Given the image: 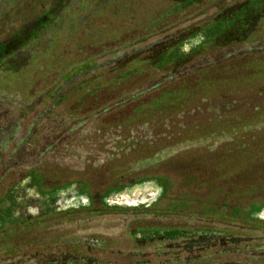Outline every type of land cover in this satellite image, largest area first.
Returning <instances> with one entry per match:
<instances>
[{"label": "trees", "instance_id": "trees-1", "mask_svg": "<svg viewBox=\"0 0 264 264\" xmlns=\"http://www.w3.org/2000/svg\"><path fill=\"white\" fill-rule=\"evenodd\" d=\"M78 2L81 14L73 1L57 13L43 3L0 40V227L24 216L47 222L30 203L75 200L88 209L36 232L90 219L117 222L105 229L113 237L137 213L194 218L221 225L197 238L186 226L149 227L142 241L130 231L131 250L155 248L129 253L153 254L156 264H264V221L255 217L264 209V0ZM164 162L186 190L170 199L160 179L168 207L115 206L106 211L128 214L98 218V197L141 183ZM0 252L7 264L86 263L77 246L36 240Z\"/></svg>", "mask_w": 264, "mask_h": 264}, {"label": "rangeland", "instance_id": "rangeland-1", "mask_svg": "<svg viewBox=\"0 0 264 264\" xmlns=\"http://www.w3.org/2000/svg\"><path fill=\"white\" fill-rule=\"evenodd\" d=\"M71 1L76 2L74 7H77L79 10V2L78 0H21L20 4L18 7L14 10V7L16 6L15 4L18 3V0H0V40L3 41H9L10 33H12L14 30L18 29L21 25H23L28 19L32 20L36 14L39 13L40 7L43 5V3H52L56 10L55 12H59L60 10H63L67 4H69ZM151 1H158V0H151ZM13 9V12L11 10ZM80 13V10H79ZM81 14V13H80ZM128 16H121L120 18H124ZM11 18V20H9ZM28 18V19H27ZM31 18V19H30ZM27 22H30V21ZM42 43L39 42V47H41ZM89 45V44H87ZM82 49L90 50L91 47H83ZM88 52V51H87ZM6 84H9L8 81H3ZM181 159V158H180ZM182 161L183 158L181 159ZM181 162V161H180ZM173 162H164V163H159L156 165H153L150 169H147L146 173H148L146 178H154L157 179V181H164L166 180L169 182V187L167 192L165 193L166 197L171 196L170 199H173L175 196L182 195L181 192L186 191L185 190V185L181 183V180H178L176 177V172L174 170V166L172 165ZM198 178L202 179L203 174L202 171L197 174ZM107 179L108 181V174L103 175L97 179L98 182H102ZM159 179V180H158ZM161 179V180H160ZM105 183L103 182V185ZM83 186V184H82ZM72 186H70L71 188ZM69 188V189H70ZM102 188V187H101ZM71 189H77V186H73ZM74 192L70 195H78V192ZM83 190L90 193V190L83 186ZM102 189L100 190L101 193ZM85 192V193H86ZM200 198L202 197V191L197 192ZM196 194V193H193ZM30 196L36 197V194L33 192H29ZM75 201V200H74ZM72 201L74 204H68V206L65 209H62L61 207H58L56 205H53L54 202L51 201L49 204H51L53 207H38L37 204L30 203L33 206H35L36 212H45V215L43 217H40L39 220H47V222H42L39 223L38 225L34 222V220H31L28 216H24L22 218V222H18L15 224H6L2 227H0V249H2L4 246H10L15 243H31L33 241H37L39 244H45V245H56L58 247H61L63 250L67 246H72V245H77L79 244L78 247V252L77 255L83 256L87 258V260L91 259L94 257V259L97 258L101 259L100 261H109L110 259H118L117 264H133L134 261H144L150 260L151 263L156 264V258L153 257V254H148V257H142L140 255H136L135 257L129 256L131 253L129 252H147V251H153L155 246H151L150 248H147L146 242L143 244H138L141 246H137L136 249L131 250L129 247L130 244L127 245L126 242H130L128 238H126V233L132 231L137 237V239H141L142 241L143 238L141 235L144 234L146 237H148V228L149 227H163V226H169V227H182L186 226L191 230V235H194L193 237H201L202 233L206 234L209 233L208 231H204L202 229L206 228H220V223L214 222V221H206V222H196L193 221L194 218L190 219V222L185 224L182 221H179L178 218L173 217L170 220L166 221L165 223L160 222L156 217H153V214L150 215L149 219H144L146 217H142L141 213L135 214L133 217L130 218L128 221V226L125 229V233L123 231H120V234L117 236H111L109 233H111L110 230H105V229H110L112 228L113 225H115L117 222H105L104 221H99V220H94V222H91L90 219L84 222H80L79 224H74V223H69L68 222H62L60 223V228L55 232L54 230H48V231H38L36 232L35 229L36 226H39L40 228L44 226V229L51 226L52 223L55 222V220L59 219H54L56 217H62L60 219L65 218V220H70L72 218V215H67L65 216L66 212H82L88 209V204H78ZM29 204V203H28ZM97 204V203H96ZM167 202L166 199L162 205L161 198H159V201L156 204H153L151 209H156V210H161L165 209ZM169 204V202H168ZM70 205V206H69ZM72 205L74 207H72ZM162 205V206H161ZM166 206V207H165ZM95 208H101L103 211L98 214L99 217H105V216H111L114 213H120L121 215H126L128 212H107L106 209H113L115 206L110 207L107 204L101 202L100 204H97L96 206L94 205ZM59 208V209H58ZM48 209H52L53 211H48ZM150 209V210H151ZM59 212V214H57ZM264 210L259 211V216L258 213L256 214L260 219H263L264 221ZM115 215V214H114ZM140 216V217H139ZM139 217V218H138ZM136 220H133L135 219ZM138 218V219H137ZM104 223V224H103ZM99 230L96 228L101 227ZM78 226L79 230L77 231L78 234H75V227ZM90 228V230H89ZM93 229V230H92ZM95 229V230H94ZM142 230H146L147 232L143 233ZM144 230V231H145ZM234 231V230H233ZM127 240V241H126ZM125 241V242H123ZM123 242V243H122ZM147 245V246H146ZM87 246H92L95 250L91 249L88 250ZM1 253V252H0ZM184 255V254H183ZM196 255V252L191 253L186 255L187 257H193ZM0 264H7L6 262H1ZM159 264H164L159 262ZM191 264H202V258L199 260H196V262L191 263Z\"/></svg>", "mask_w": 264, "mask_h": 264}, {"label": "crops", "instance_id": "crops-1", "mask_svg": "<svg viewBox=\"0 0 264 264\" xmlns=\"http://www.w3.org/2000/svg\"><path fill=\"white\" fill-rule=\"evenodd\" d=\"M161 184L154 178H146L141 183L110 191L104 196V203L110 207H136L140 204L153 205L163 193Z\"/></svg>", "mask_w": 264, "mask_h": 264}, {"label": "flooded vegetation", "instance_id": "flooded-vegetation-1", "mask_svg": "<svg viewBox=\"0 0 264 264\" xmlns=\"http://www.w3.org/2000/svg\"><path fill=\"white\" fill-rule=\"evenodd\" d=\"M103 201V198L101 197V198H99L98 197V199H97V202L98 203H100V202H102ZM96 202V203H97ZM88 203H89V205H93L92 204V200H90V201H88ZM150 206H152V205H150ZM59 207H61L62 209H65V208H67L68 206H66V205H63V204H59ZM261 210H264V209H261ZM260 210V211H261ZM264 213V212H263ZM258 216H259V212H258ZM263 220V219H262ZM179 240L178 241H185V240H183V238H178ZM202 243V240H200V244ZM72 246H79V244H77V245H72ZM92 248V246H89V249H91ZM94 249V248H93ZM199 249V248H198ZM194 251H197V249L196 250H194ZM176 255H181L182 254V251H176V252H174ZM136 255H140V256H142V255H144V256H142V257H145L146 255L145 254H141V253H131L129 256H132V257H135ZM146 258V257H145ZM82 259H84L85 261H86V263L87 264H108V263H106V262H102V263H99L98 261H96V259H94V257L93 258H91V259H89V260H87V258L86 257H84V256H82ZM85 263V264H86Z\"/></svg>", "mask_w": 264, "mask_h": 264}]
</instances>
